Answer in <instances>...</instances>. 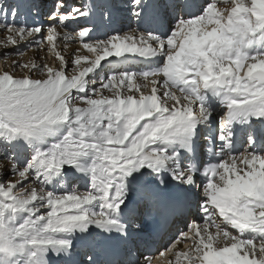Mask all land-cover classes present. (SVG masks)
I'll list each match as a JSON object with an SVG mask.
<instances>
[{
	"label": "snow or ice",
	"instance_id": "obj_1",
	"mask_svg": "<svg viewBox=\"0 0 264 264\" xmlns=\"http://www.w3.org/2000/svg\"><path fill=\"white\" fill-rule=\"evenodd\" d=\"M43 15L0 0L4 58L23 41L57 61L0 72V264H264V0Z\"/></svg>",
	"mask_w": 264,
	"mask_h": 264
},
{
	"label": "bare ground",
	"instance_id": "obj_2",
	"mask_svg": "<svg viewBox=\"0 0 264 264\" xmlns=\"http://www.w3.org/2000/svg\"><path fill=\"white\" fill-rule=\"evenodd\" d=\"M53 1L54 0H40V3L43 5V11H44V15L42 17H40L41 21L47 20L46 15H47L48 11L50 9H52ZM69 2L70 3H82V2H87V0H69ZM113 26L117 29H121V30L126 31V30H128L129 27H134V23L131 20V18L127 16V14L121 12L120 14L117 15ZM75 27H76L75 25H72L69 30H72ZM6 35L7 34L4 31H0V60L3 57V52L6 50L3 47V43H2L6 39ZM79 46L80 45L78 43L69 44L66 51L71 52L73 48H76ZM8 47L11 48L12 46L9 45ZM20 48H21V50H23L24 55L22 57L16 56V55L10 56L8 61H4L3 66L5 63L9 66V64H12V61L14 59H20L23 62H27V60L28 61L36 60L37 62H40L41 57H45V54H46L44 51L38 50L34 45L26 46V42H23V41L20 44ZM61 48L64 49L63 44H61ZM53 62L55 65L57 63L56 59H54ZM3 70H5V68ZM221 112L222 111H220L219 113H221ZM218 114L216 115V120H217ZM242 145H243V139H242ZM242 145L240 146L241 150H242ZM4 163H5V161L0 159V164H4ZM0 171H2V169H0ZM153 245H154V249H153L152 254H155V249H158L160 247V245H157L155 242H153ZM182 247H183V243L181 245H178V248H182ZM149 248H150V246H149ZM141 251H148V249L142 248ZM53 260H55V258H53ZM163 260H165V257H158L156 260V263H161V262H163Z\"/></svg>",
	"mask_w": 264,
	"mask_h": 264
},
{
	"label": "rangeland",
	"instance_id": "obj_3",
	"mask_svg": "<svg viewBox=\"0 0 264 264\" xmlns=\"http://www.w3.org/2000/svg\"><path fill=\"white\" fill-rule=\"evenodd\" d=\"M55 3V2H54ZM54 5V4H53ZM46 17H47V15H46ZM45 21V20H44ZM46 22V21H45ZM46 53V52H45ZM45 56H47V62L49 63V64H52V65H54V57L53 56H51L50 54H45ZM9 60V57L6 59V58H4V56L1 58V60H0V72H2V71H4L3 69L4 68H6V66H8L6 63L4 64V66H3V63H4V61H8ZM27 62H28V60H27ZM56 63V62H55ZM9 66H11V64H9ZM217 119H218V116H217Z\"/></svg>",
	"mask_w": 264,
	"mask_h": 264
}]
</instances>
